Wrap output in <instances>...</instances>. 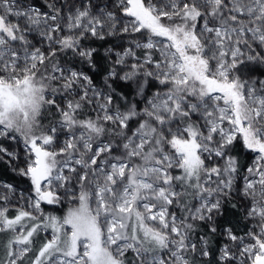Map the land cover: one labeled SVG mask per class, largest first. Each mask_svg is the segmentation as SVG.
Here are the masks:
<instances>
[{"label":"snow or ice","instance_id":"1","mask_svg":"<svg viewBox=\"0 0 264 264\" xmlns=\"http://www.w3.org/2000/svg\"><path fill=\"white\" fill-rule=\"evenodd\" d=\"M0 236V264H264V0H0Z\"/></svg>","mask_w":264,"mask_h":264},{"label":"trees","instance_id":"2","mask_svg":"<svg viewBox=\"0 0 264 264\" xmlns=\"http://www.w3.org/2000/svg\"><path fill=\"white\" fill-rule=\"evenodd\" d=\"M4 175H5V178H6L7 181L12 182L15 185H23V184H25V183H23V179L22 178L13 176L10 173H5ZM26 185H28V184H26Z\"/></svg>","mask_w":264,"mask_h":264},{"label":"rangeland","instance_id":"3","mask_svg":"<svg viewBox=\"0 0 264 264\" xmlns=\"http://www.w3.org/2000/svg\"><path fill=\"white\" fill-rule=\"evenodd\" d=\"M23 183H25V184H23V185H16L19 189H26L27 188V186L28 185H26V184H28V181L26 180V179H23Z\"/></svg>","mask_w":264,"mask_h":264},{"label":"crops","instance_id":"4","mask_svg":"<svg viewBox=\"0 0 264 264\" xmlns=\"http://www.w3.org/2000/svg\"><path fill=\"white\" fill-rule=\"evenodd\" d=\"M53 214H60L59 212H57V213H53ZM6 237H3V236H0V240H3V239H5Z\"/></svg>","mask_w":264,"mask_h":264}]
</instances>
